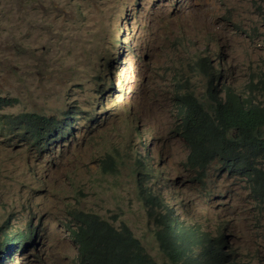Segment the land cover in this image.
Returning <instances> with one entry per match:
<instances>
[{"label": "rangeland", "instance_id": "1", "mask_svg": "<svg viewBox=\"0 0 264 264\" xmlns=\"http://www.w3.org/2000/svg\"><path fill=\"white\" fill-rule=\"evenodd\" d=\"M232 1L229 26L244 25L254 35L249 37L247 32V36L241 33L223 36L233 58L221 60V74L225 76L216 82L217 89L230 83V79L240 88L247 83L248 73L264 70V61L260 60V57L264 59V49H261L264 36L254 28L264 30L263 16L251 8L256 0ZM218 10L216 0H192L190 6L187 0H0V94L5 96L9 92L21 101L3 109L4 114L15 116L32 111L53 115L67 106L99 110L102 97L93 90L96 84L92 77L111 69L108 66L112 58L103 57L106 45L114 46L118 38L121 51L120 39L124 41L127 19L128 44L132 41L135 48L133 56H128V62L132 60L128 82L124 59H119L118 68L113 70L116 96L109 95L111 108L106 112L107 116L112 114L97 127L91 124L87 128L80 122L77 141L59 162L47 163L48 158L30 150L28 142L9 132L8 124L4 128L0 126V224L7 219V228L18 231L32 220L38 228L36 247L24 251V261L27 257L31 264H78L77 246L63 224L64 210L69 206L94 211L116 226L118 221H124L140 234L154 236L153 227L140 230V227L146 228L148 215L136 197L134 184L124 178L134 177L132 163L136 169L140 158L154 174L150 185L160 181L166 187L165 201L175 204L182 212L194 208L197 218L202 215L198 220L205 227L220 231L217 225L224 226L223 219L229 210L227 203L240 200L253 213L246 190L235 186L229 178L221 179L220 191L210 183L207 192L200 184L189 181L193 180L189 148L170 140L165 150L154 140L152 130L161 128L157 112L164 109L167 120L163 128L168 129L172 124L168 115L173 109L162 100L152 108L132 83L134 67L144 77L145 87L158 90L169 99L164 74L172 64L179 65L184 56L163 55L160 47L178 38H188L192 43L189 50H203ZM197 16L203 21L198 23ZM230 31L231 27L222 30L220 35ZM114 51L110 47V53ZM194 58L197 59V53ZM190 77L192 83L202 79L197 74ZM204 90L197 88V94L202 95ZM90 136L96 140L106 137L112 148L120 147L121 153L115 156L120 167L113 173L117 176L99 172L100 161L95 162L99 146ZM22 171L31 174L25 179L27 189L22 187L19 176ZM186 219L189 220L188 215ZM237 225L233 218L232 226ZM242 225L247 227V251L258 252L255 232L246 222ZM146 246L156 260L163 261L155 239ZM33 254L42 259L40 263L33 260ZM258 264H264V260Z\"/></svg>", "mask_w": 264, "mask_h": 264}, {"label": "clouds", "instance_id": "2", "mask_svg": "<svg viewBox=\"0 0 264 264\" xmlns=\"http://www.w3.org/2000/svg\"><path fill=\"white\" fill-rule=\"evenodd\" d=\"M216 1L219 3V12L212 21V29L207 32V44L203 50H189L192 43L188 38L186 40L178 38L168 42L170 45L160 47L163 55L184 56L179 65L172 64L164 74V83L170 91L169 99L158 90L145 87L144 77L139 76L134 67H132V83L137 93L149 101L152 108L155 103L162 100L173 109L168 115V120H172L168 129L163 128L167 118L164 109H160L157 113L161 128L152 131L154 140L161 143L165 150L170 140H177L181 145L184 144L189 148L190 175L194 180L189 181L200 184L207 192L210 183L220 191L221 179L229 178L235 186H242L246 190L253 213L249 205H243L240 200L237 203H227L229 210L226 212V218L223 219L224 226L222 227L220 223L217 225L220 231L205 227L198 220L202 218V215L197 218L193 213L194 208L189 207L187 211L182 212L175 204L165 201L166 187L162 186L160 181L154 186L150 185V179L154 174L151 167L148 164L144 165L140 158L136 162V169L132 163L134 177L125 176L124 178L134 184L136 197L148 215L146 228L140 227V230L147 231L153 227L154 236H144L124 221L117 219L119 226H116L94 211L69 206L64 210L66 220L63 224L77 246L78 264H82L79 245L75 241L76 232L82 226L80 212L98 215L109 227L119 232L114 236L117 244L114 245L112 254L124 264H130L124 260L128 248L137 244L138 256L134 264H258L264 260V70L254 69L248 73L247 83L240 88L236 87L233 79H230V83L223 84L217 89L216 82L225 76L221 74L222 67L219 65L221 60L224 57L233 58L229 52V46L223 42V36L238 33L247 36L248 32V36L252 37L254 31L246 29L244 25L229 26L234 8L233 1ZM187 2L190 6L192 0H187ZM263 3L264 0H256L251 7L254 13L263 16L262 28H264ZM197 19L198 23L203 21L201 17L197 16ZM128 20L125 21L124 41L120 39L123 43L121 51L118 48V38L114 46L106 45L103 57L112 58L108 66L111 69L109 72L97 73L92 77L96 84L93 90L102 97L99 110L89 109L90 111H87L83 107L73 109L72 106H67L54 112L53 115L28 111L13 116L11 113L4 114L3 109L16 106L21 101L18 96L9 95L8 92L5 96L0 94L1 128L8 124L7 130L15 132V137L28 142L31 146L30 150H36L48 158H43L47 163L59 162L65 155L64 153L68 152L77 141L76 130L80 129V122L87 128L91 124L97 127L112 114L111 112L107 116L106 112L111 108L108 107L109 95L116 96L114 71L120 64L119 59H124L125 80L128 82L129 66L132 64V60L128 62V56L129 54L133 56L135 49L132 41L128 44ZM230 27L232 31L220 35L222 30H228ZM254 28L260 36H264V30ZM237 29L241 31H236ZM217 33L218 36L215 35ZM262 42L264 43V40ZM110 47L115 51L110 53ZM196 53L197 59L194 58ZM260 60L264 61L262 57ZM236 65L238 66L237 63ZM207 68L210 69V75L205 72ZM194 74L202 76V79L192 83L190 76ZM228 75L236 78L234 74L228 73ZM197 88L205 89L204 93L198 95ZM81 91H83L82 88ZM187 91H193L199 104L204 108V112L199 113L198 125L203 124L205 128H199L197 133L187 132L184 118L181 116V112L186 111L187 108L181 96ZM149 104L147 105L148 111ZM86 123L88 124L85 125ZM19 129L24 130L25 133L20 132ZM192 136L202 138V142L199 145H193ZM90 139L99 146H95L98 150L95 162L100 161L99 172L105 176H117L113 173L117 172L120 167L115 158L121 153L120 147L117 145L112 148L106 137L96 140L95 137L90 136ZM17 146L26 149L25 146L18 144ZM138 167H140L139 171ZM19 176L23 182L22 187L27 189L28 184L25 179L31 174L28 171H22ZM187 215L189 220L186 219ZM233 218L238 222L237 226H232ZM158 220H163L165 223L160 224ZM6 222L7 219L0 224V264H31V259L27 257L24 261L23 253L25 250L36 247V238L39 236L38 228L30 220L20 230L13 231L7 228ZM243 222H246L255 232L256 243L260 247L258 252L247 251L248 247L245 243L247 227L242 225ZM21 232H29L28 241L19 238L18 234ZM154 239L159 244L164 257L161 262L156 260L146 246L147 242H153ZM33 260L40 263L42 259L33 254Z\"/></svg>", "mask_w": 264, "mask_h": 264}, {"label": "trees", "instance_id": "3", "mask_svg": "<svg viewBox=\"0 0 264 264\" xmlns=\"http://www.w3.org/2000/svg\"><path fill=\"white\" fill-rule=\"evenodd\" d=\"M205 72L210 75V69L207 68ZM181 99L186 102V111L181 112V116L184 118L187 132L197 133L198 129H204V125H198L199 113L204 112V108L199 104L198 99L194 95V92L187 91L181 96ZM9 101H7L8 103ZM193 145H199L202 142V138L198 136L191 137ZM82 218V226L79 231L76 232V243L80 249V260L82 264H124L117 257L112 254V249L117 242L114 241V236L118 235V231L113 227H109L106 222L102 220L98 215L80 212ZM164 217V215H163ZM160 224H164L163 220L157 221ZM172 231V230H171ZM29 232H21L18 234L19 238L28 241ZM172 233H174L172 231ZM138 256V244L129 247L124 260L130 264H134L136 257Z\"/></svg>", "mask_w": 264, "mask_h": 264}]
</instances>
